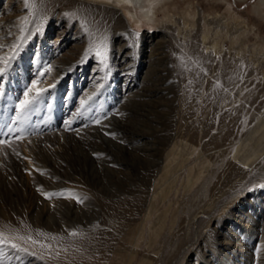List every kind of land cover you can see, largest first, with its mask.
<instances>
[{
  "label": "rangeland",
  "instance_id": "374dc122",
  "mask_svg": "<svg viewBox=\"0 0 264 264\" xmlns=\"http://www.w3.org/2000/svg\"><path fill=\"white\" fill-rule=\"evenodd\" d=\"M190 1L197 8L195 19L200 11L210 18L219 14L229 24L214 29L226 49L243 48V70L221 91L236 106L242 85L245 110L223 142L212 140L216 126L205 127L212 116L201 108L206 90L189 75V45L177 47L176 30L161 23L164 4L180 5L179 12H171L178 16ZM133 2L139 23L122 10L129 32L117 29L112 44L107 35L115 31L105 25L100 38L91 42L86 30L68 24L64 13L41 12L33 0L27 6L26 0H0L6 51L11 56L12 46L19 45L0 79V140L8 141L0 144V239L19 247L0 244V264H53L52 258H64L60 245L73 237L70 233L106 226L110 204L122 219L118 251L109 264H216L212 258L221 240L209 230L216 224L225 231L227 223L240 220L223 206L232 205L236 197H250L257 192L254 187L264 191L259 187L264 185V148L241 177L224 169L243 139L264 128V0H147L144 8ZM150 3L154 14L145 17L142 10ZM13 18L18 24H7ZM57 20L62 23L57 25ZM55 28L65 35L58 39ZM43 36L49 38L48 46L41 44ZM230 37L235 39L232 45ZM57 41L53 60L42 64L33 59L36 44L41 45L39 52L48 53ZM103 44L105 60L94 52L84 57L90 46ZM118 51L122 57L115 60ZM70 65L74 70L67 69ZM213 65L207 66L212 70L205 76L208 88H220L223 64ZM190 66L194 69L195 64ZM33 81L47 91L21 112L17 105ZM35 94L33 90L29 97ZM49 193L63 195L49 198ZM244 222L237 237L253 246ZM254 228L264 236L261 226ZM240 248H234L231 264H237ZM258 251L262 257L264 248ZM254 259L251 264H260Z\"/></svg>",
  "mask_w": 264,
  "mask_h": 264
},
{
  "label": "bare ground",
  "instance_id": "6f19581e",
  "mask_svg": "<svg viewBox=\"0 0 264 264\" xmlns=\"http://www.w3.org/2000/svg\"><path fill=\"white\" fill-rule=\"evenodd\" d=\"M33 1L35 3L34 5L36 6L37 10L41 12L48 11L55 13L56 11H58V13H62V14L64 13V15L65 13H74L75 15L72 16L65 15L68 24L79 27L81 32L83 30H86L87 35L90 36L91 42H93L94 40L96 42V40L100 38L104 25L107 26L110 30L114 29L115 31L107 35L108 41H110L112 44H115L116 40L118 39L117 29L118 30L122 29L124 31L129 32L127 19L125 18V15L123 14L122 11L124 9L128 12L130 19L133 20L134 23L137 24L139 23V19H138L139 17H137L136 12L134 10L136 5L133 2L134 0H33ZM136 2H139L140 7L142 8L146 7L145 3L147 2V0H136ZM170 3L172 4H167V3L164 4L165 11H164L163 19L161 21L162 27L164 29H170L172 32L176 30L177 36L174 37V41H176L175 43L177 47H181V46L185 47L186 45H189V52L186 55H189L190 65L195 64L194 69L189 65V70H188L189 75H191V77L195 76V81H198L200 86L202 85L203 91L206 90V92L202 93L203 94L202 96H204L205 94L204 96L205 98L202 99L204 102L202 101V105L201 104L200 105L202 106L201 108L205 109V111L211 112V116H212V118H210V122H208L205 127L216 126L217 127L216 134L214 133L215 137H213L214 139L212 138V140H215L217 142L218 141L223 142L227 139L226 137L229 138L233 127L239 121L240 119L239 113L241 114V111L244 112L245 110L244 109L245 106L243 105L244 97L241 96L240 93L243 90L242 85H240V88L238 89L237 97L239 99L236 100L237 102L236 106L233 104L234 103L233 98L230 95L224 94L221 91L229 82H231L232 77L236 76L237 78L240 71L243 70L241 69L243 67V66L241 67V65L244 62V54L242 50L243 48H241V46H237V47L235 46L236 47L235 50H231L230 48L226 49L224 45H222L217 40L218 39L217 34L220 31L217 32V30L214 29H216V27L227 28L229 25L222 17H219V14L212 16V18H210L208 17L210 13L206 16L204 14L203 16L202 12L198 11L197 13L199 15L198 16L199 18L195 19L197 8L195 9L192 6L193 2L190 1L187 2V5L185 7H183V10L181 9L180 15L182 16L180 15L176 16L175 13L179 12L181 6L180 5L177 6L176 4H173V2ZM153 5H154L153 3H150L147 9L142 10L143 11L142 13L145 17H150L151 14H154L152 10ZM172 8L173 10L176 9L175 13H171ZM216 18L218 19L216 20ZM198 20L200 21V23H198ZM61 21L62 20H59L57 22V25H60V23H62ZM7 24L17 25L18 18L11 19L10 21L7 22ZM46 24L49 27H51V24H49V22ZM237 24H239L238 21L235 22V25ZM53 34L58 36L59 39L65 35V30L61 28H55ZM135 35L137 36V34ZM3 36H4V30H0V57H3L5 59L7 56H10V53L9 51H6L9 44L8 39L6 38L4 39ZM14 38L15 37L12 36L10 40ZM41 39H43V43L41 42V44L45 46H48L49 43H51L49 42L50 40L48 37L44 38L43 36ZM234 41H235L234 37H230L231 45L234 43ZM160 43L161 41L159 42V44ZM64 45L65 44H62L61 46ZM161 45L159 46V48H162V52H163L164 47L163 44ZM58 46H59V42L57 41L55 46H53L55 49H52L51 51L48 49L49 52L47 53L45 50L39 52L41 45L36 44V47H34L36 48V50H34L33 59L41 60L42 61L41 63L43 64V62L52 59L51 57L53 56L51 55H57L58 51H56V49ZM2 49L4 50V54L2 53ZM149 53L151 54V52ZM114 57L115 60L119 59L122 57V53L118 51V53L115 54ZM231 58L234 59V62L230 60ZM217 63L223 64V69L220 70L219 72L220 74H218V76L221 78L220 82L218 83L219 84L218 87L220 88L209 87L210 88L209 89L208 79L205 78V76L211 73L210 71L212 70H207V66L210 64L217 65ZM72 66L73 65H70V67L67 69H69L70 71L74 70L75 66L73 67ZM214 68L215 67H213V69ZM67 69L66 70L64 69L63 75L68 73ZM75 76L77 77V74H75ZM262 80H264V72L262 75ZM240 82H242V80ZM239 103H241L240 107H238ZM231 105H233V107L230 108ZM229 108L231 110L233 109L234 110L230 111ZM217 111H223V113L217 114ZM243 114L244 113H242V115ZM218 116L219 119L218 118L215 119ZM263 148H264V128L262 130H259L257 133H250L243 139V144L239 145L235 149L234 154L226 163L224 169L228 170V172L231 171V173L234 174V177L239 176L242 170L248 164V162H250L257 154H259V152L263 150ZM46 150L49 151L51 149L46 147ZM20 167L21 170H23V166L21 165ZM238 178H236V181ZM255 190L257 192L251 194L250 197H248L247 195H243V197H239V198L236 197L232 205H230L231 204L230 203L223 206L226 208L225 210L224 209L223 210L226 213L230 214L232 217L235 218L237 215L240 217L239 218L240 220L236 224L230 222L227 223L225 225V231L218 229V226L215 224V226L212 228L213 230H209L210 233L212 232L214 233V235H218L221 240V248L218 250H214L215 251V253L213 254L214 260L212 258V261L216 262V264H224V262L227 264H231V259L234 256L233 254L235 252L234 248L236 246L241 247L239 250L240 256L237 264H251V259H254L255 256L258 254L259 256L257 257V259L256 258L255 259L258 260L260 264H264V252L262 253V257H261V252H260L261 250L258 251L261 247L264 248V242L261 241L263 240L264 236H260L259 231L254 228L255 224H258L259 226H261L260 231L263 230L264 232V191H261V189L259 191L257 187H254V191ZM117 211L118 210L116 206L110 204L108 207H106L105 210L106 226L102 228H98L96 231L91 230V231H86L82 234L77 233L78 235L67 238L64 244L60 245V247L63 246L65 251L64 252L60 251L59 256L64 255V258H62L63 256L58 258L55 257L54 259L52 258L53 264H109V262H111V260L115 257L113 256V254H116L114 252L118 251L117 226L120 225V219L122 218L118 217L119 214H117ZM249 220L252 221L251 224H249ZM242 221H246L244 222V225L251 230L252 235L248 239H250V242L252 243L253 246H249V245L246 246L245 244H247V241H245V244H243L237 237V234L241 232L243 227V224H241ZM217 222H219V219ZM259 241H261V244ZM255 264H257V261H255Z\"/></svg>",
  "mask_w": 264,
  "mask_h": 264
},
{
  "label": "snow or ice",
  "instance_id": "6c2138e0",
  "mask_svg": "<svg viewBox=\"0 0 264 264\" xmlns=\"http://www.w3.org/2000/svg\"><path fill=\"white\" fill-rule=\"evenodd\" d=\"M26 6H27V0H26ZM66 16H72L75 15L74 13H65ZM40 29L37 28V32H39ZM19 47V45H13L12 46V52L13 54L7 58H5L3 60V64L4 67H0V79H3L4 75L7 72V69L11 66V61L13 59H15L17 53H16V49ZM103 49V50H101ZM96 57H99L101 59V61L105 60L107 57V45L103 44V45H97L95 48H93L92 46H90L88 49L85 50L84 53V57L86 58L89 53H93ZM46 71H51L50 68L46 69ZM41 76L44 75V73H40ZM33 90H35V95L31 96V98L29 97V93H31ZM47 89H41L37 87V82L33 81L31 84V87H29L24 93H23V99L19 100V103L17 105V107L19 108V110L21 112H24L31 104H33L38 97L46 92ZM0 94H3V89L0 88ZM82 104L84 103L83 101L81 102ZM69 124L71 123L70 121L68 122ZM97 123H99V121H97ZM8 141L6 140H0V144H7ZM259 187H264V185H260ZM47 195L49 198L53 195H63V193H49V194H45ZM71 235L75 236L77 235L76 232H72L70 233ZM29 239H31V237H29ZM0 244H10V246L12 248H18L19 246L15 243H12L11 241H9L7 238H2L0 239ZM23 251H27V249H21Z\"/></svg>",
  "mask_w": 264,
  "mask_h": 264
}]
</instances>
